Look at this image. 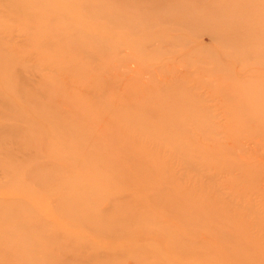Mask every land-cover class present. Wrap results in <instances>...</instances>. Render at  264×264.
Returning <instances> with one entry per match:
<instances>
[{
  "label": "rangeland",
  "instance_id": "obj_1",
  "mask_svg": "<svg viewBox=\"0 0 264 264\" xmlns=\"http://www.w3.org/2000/svg\"><path fill=\"white\" fill-rule=\"evenodd\" d=\"M30 1L0 0V264H264V0Z\"/></svg>",
  "mask_w": 264,
  "mask_h": 264
},
{
  "label": "bare ground",
  "instance_id": "obj_2",
  "mask_svg": "<svg viewBox=\"0 0 264 264\" xmlns=\"http://www.w3.org/2000/svg\"><path fill=\"white\" fill-rule=\"evenodd\" d=\"M24 1V0H23ZM23 1H19V0H13V2H15V4L16 5H20V4H18L17 2H23ZM93 1H95V0H93ZM136 1H138V0H134L132 3H136ZM152 5H154V2H155V6L153 7V8H158L159 6H160V4L161 3H163V2H161V0H148ZM32 0L30 1V5H28L29 7H32ZM39 2H43V0H39L37 3L39 4ZM119 2H128V0H119ZM148 2V3H149ZM150 4V5H151ZM13 5V4H12ZM33 5H35V4H33ZM124 5H126V3L124 4ZM137 5V4H136ZM15 6V5H14ZM125 7V6H124ZM167 7V6H166ZM172 7V6H171ZM161 8H164V7H161ZM167 8H169V6L167 7ZM131 27V26H130ZM0 57H2V56H0ZM4 63V64H3ZM3 63L2 62H0V65L1 66H3V67H6V66H8V62H6V61H3ZM5 79V80H4ZM7 79H6V77H4L3 76V74H2V72H0V101H1V103H2V105H4V106H8V107H10L11 109V111L13 112V115H19L20 113H21V111H20V109L19 108H17L13 103H11L10 101H9V99H8V97L6 96V94H7V92H5V91H7V89H6V87H7V85L6 84H4L5 83V81H6ZM4 81V82H3ZM9 81H11V78L9 79ZM10 83V82H9ZM55 88H56V86H55ZM21 89H22V87H21ZM9 93H11L12 94V96L14 97V98H16L14 95H16V96H18V95H21L22 97L24 96V92H22L21 90H20V87H19V89L18 88H16V91H9ZM38 93V92H37ZM56 94V93H55ZM90 97V96H89ZM17 99V98H16ZM18 100V99H17ZM27 100H29V101H32L33 103H35L32 99H27ZM96 101H95V104H96V102H98V101H100V100H98V99H95ZM19 101V100H18ZM76 102V101H75ZM75 102H73V103H75ZM99 103V102H98ZM100 103L102 104V102L100 101ZM103 104H105V103H103ZM106 105V104H105ZM27 106V105H26ZM94 106V105H93ZM97 107V106H96ZM28 108V107H27ZM29 109V108H28ZM145 112V111H144ZM92 113V112H91ZM150 113V112H149ZM146 114V113H145ZM150 114H152V113H150ZM128 116V115H127ZM143 116V115H142ZM97 116H95V117H93L92 119H94V118H96ZM122 118H124V117H122V116H119V117H116V118H114V120L117 122V123H119V121L122 119ZM141 119V118H140ZM116 122H114L112 119H108V123H109V125L111 124L112 126H110V127H112L111 128V130H116L115 129V127L116 126H119L120 124H117ZM48 125H45V127L44 128H46ZM48 127H50V130H53V128H54V126H48ZM10 128V127H9ZM12 128L13 127H11V130H12ZM8 129V128H7ZM41 128L39 127V130H40ZM38 130V129H37ZM39 130H38V132H39ZM13 133H17V131H15L14 129H13V131H12ZM11 132V133H12ZM37 131H35L34 130V133H36ZM37 132V133H38ZM14 138V137H13ZM13 138L12 139H10V140H13ZM47 139H48V137H47ZM16 142H18L19 144H23V142L19 139V137H16L15 139H14ZM264 188V187H263ZM208 203L209 202H206L205 204H206V206H207V209H209V205H208ZM210 210H215V211H217L218 210V208L216 207V205L212 202L211 203V205H210ZM37 244V243H36ZM38 245V244H37ZM40 247H41V250L44 252V256H46V254H48L49 252H48V250H45V248H42V246L40 245ZM2 253H4V251L3 250H1L0 251V254H2ZM230 253V252H229ZM29 254V253H28ZM27 254V255H28ZM234 258V257H233ZM234 261H235V258H234Z\"/></svg>",
  "mask_w": 264,
  "mask_h": 264
}]
</instances>
